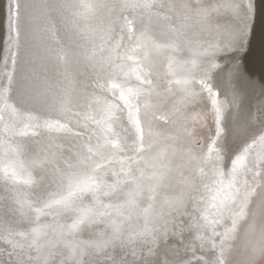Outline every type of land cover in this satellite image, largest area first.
<instances>
[{"label":"water","instance_id":"obj_1","mask_svg":"<svg viewBox=\"0 0 264 264\" xmlns=\"http://www.w3.org/2000/svg\"><path fill=\"white\" fill-rule=\"evenodd\" d=\"M247 2L0 0V205L17 209L0 220V264H216L222 236L206 241L232 211L203 217L228 201L230 162L255 139L264 167V0L254 17ZM255 194L224 264L245 249Z\"/></svg>","mask_w":264,"mask_h":264},{"label":"snow or ice","instance_id":"obj_2","mask_svg":"<svg viewBox=\"0 0 264 264\" xmlns=\"http://www.w3.org/2000/svg\"><path fill=\"white\" fill-rule=\"evenodd\" d=\"M233 12H235L237 15H239V5L238 4H231L230 5ZM19 9V5L17 4V10ZM255 14V3L253 0H248L247 2V13L246 15H251L254 17ZM239 34H243V29H237ZM17 36L19 37V31H17ZM205 87L207 90L211 93L212 89L207 84H205ZM21 99L23 100L25 98V91L21 90ZM36 102H39V96H33L32 97ZM123 98V97H122ZM126 105L129 107V117L133 119V122L136 125V128L138 131L142 132V129L140 128V120H139V108H135V114L132 112V108L135 107L134 102H129L127 99H125ZM261 139H264V136L261 137ZM256 141L253 139L251 143L245 144L241 150L234 156V158L230 162V170H229V180L227 182V189L226 191L229 193L228 201L225 202L222 198L218 196H214L213 200L218 201L214 204L215 214L212 217L211 220L207 216H204L203 219L206 222L204 225V228L207 229L208 225H216L221 222L222 217L224 216L225 212L232 211V227L230 229H227L224 233H219L216 231V228L213 226L211 228L210 235L206 241L207 245L211 249H216L217 243L215 237L220 235L222 236V239L220 241L219 246V254L217 256L216 264H224L223 255L225 252V242L229 238V234L234 232L236 229V224L239 219H242L245 214V209L249 203V197L255 193L256 188L259 186L258 183L255 180V177L259 176V171L254 172V165L251 161L248 159V154L250 151V148L252 144H254ZM213 151L212 148L209 149V152ZM253 174L252 181H249L248 176L249 174ZM217 187L216 191L219 193L221 190H224V182L222 179H219L215 181ZM87 188L81 187L80 191H87ZM61 201H54L53 203H60ZM51 206V205H49ZM233 206L235 209L233 210ZM17 211V209L6 206V205H0V220L4 219L7 216H10L14 214ZM177 211H179L177 209ZM180 215L182 216L183 213L181 212ZM82 223V221H80ZM199 240V247L201 250H203L205 246V240L203 236L198 237ZM181 243H183V238L181 237ZM188 250L192 253V259H203V257L196 255V246L195 245H189ZM9 255H12L10 252ZM133 256H135V252L132 253ZM18 259V264H24L20 258Z\"/></svg>","mask_w":264,"mask_h":264},{"label":"bare ground","instance_id":"obj_3","mask_svg":"<svg viewBox=\"0 0 264 264\" xmlns=\"http://www.w3.org/2000/svg\"><path fill=\"white\" fill-rule=\"evenodd\" d=\"M205 104V103H204ZM206 106V107H205ZM204 114L202 116L207 121L203 123V130H198V137L202 138L205 143L207 137L212 132L213 128V113L211 105H203ZM203 115V114H202ZM211 122V124H209ZM212 125V128H211ZM41 132V130H38ZM262 174L256 177L258 187L256 188V197L254 207L246 214V225H244L245 232L239 238L242 245L245 247L240 254L234 253V259L231 264H264V167L260 165ZM249 181H251L249 179ZM250 213V214H249ZM237 227V226H236Z\"/></svg>","mask_w":264,"mask_h":264}]
</instances>
